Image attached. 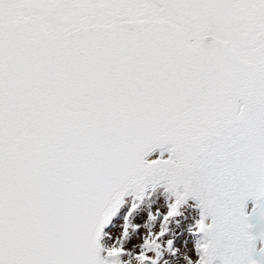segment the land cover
I'll list each match as a JSON object with an SVG mask.
<instances>
[{"label":"snow or ice","instance_id":"obj_1","mask_svg":"<svg viewBox=\"0 0 264 264\" xmlns=\"http://www.w3.org/2000/svg\"><path fill=\"white\" fill-rule=\"evenodd\" d=\"M253 216L264 0H0V264H264Z\"/></svg>","mask_w":264,"mask_h":264},{"label":"water","instance_id":"obj_2","mask_svg":"<svg viewBox=\"0 0 264 264\" xmlns=\"http://www.w3.org/2000/svg\"><path fill=\"white\" fill-rule=\"evenodd\" d=\"M253 205L251 202L248 204V212L251 213ZM195 216L198 218V210L195 209ZM251 224H253L252 234L254 236L260 237L262 233H264V222H262L258 216H253L252 220L250 221ZM264 247V242H261L259 239L257 240V250L259 248ZM256 259H259V256H255Z\"/></svg>","mask_w":264,"mask_h":264},{"label":"rangeland","instance_id":"obj_3","mask_svg":"<svg viewBox=\"0 0 264 264\" xmlns=\"http://www.w3.org/2000/svg\"><path fill=\"white\" fill-rule=\"evenodd\" d=\"M161 199H165V196H164V194H163V190H162V189H158V190L153 194V196H152V200H148V199H146L145 202H144V204L141 205V208H143V209H147L148 206H149L150 204H152L153 201H156V200L160 201ZM129 200H130V198H129ZM127 206H130V205H126V207H127ZM144 214L146 215V212H145ZM190 214H191L192 216H195V210H194V209H191V210H190ZM121 218H122V217H121ZM191 222H192V221L189 220V221L184 222V223L182 224V228L184 229V232H183V235H184V236L187 235V231H186V230H187V224H188V223H191Z\"/></svg>","mask_w":264,"mask_h":264},{"label":"bare ground","instance_id":"obj_4","mask_svg":"<svg viewBox=\"0 0 264 264\" xmlns=\"http://www.w3.org/2000/svg\"><path fill=\"white\" fill-rule=\"evenodd\" d=\"M164 199H161L160 201L162 202ZM191 203V202H190ZM143 209V208H142ZM195 210V209H194Z\"/></svg>","mask_w":264,"mask_h":264}]
</instances>
